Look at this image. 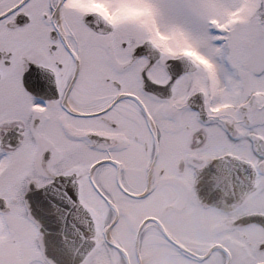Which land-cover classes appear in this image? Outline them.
Listing matches in <instances>:
<instances>
[{
  "label": "snow or ice",
  "instance_id": "1",
  "mask_svg": "<svg viewBox=\"0 0 264 264\" xmlns=\"http://www.w3.org/2000/svg\"><path fill=\"white\" fill-rule=\"evenodd\" d=\"M126 3L150 18H117ZM194 126L182 150L207 151L223 133L225 161L240 165L232 179L264 196V0H0V264H39L11 254L13 218L70 264V247L101 227L91 198L119 211L102 174L130 196L129 155L155 162ZM241 222L264 227V216ZM224 258L264 264V242Z\"/></svg>",
  "mask_w": 264,
  "mask_h": 264
},
{
  "label": "flooded vegetation",
  "instance_id": "2",
  "mask_svg": "<svg viewBox=\"0 0 264 264\" xmlns=\"http://www.w3.org/2000/svg\"><path fill=\"white\" fill-rule=\"evenodd\" d=\"M195 131L194 126L172 138L155 162L140 152L131 153L124 177L130 196L115 191L111 172L102 174L101 182L119 201L114 204L119 211L109 217L103 202L91 198L89 210L101 227L90 236L92 245L78 264H121L122 260L124 264H226V251L238 255L249 245L264 242V227L241 222L256 214L264 216V196L240 188L232 179L240 165L225 161L223 133L207 151L193 145L184 152ZM212 161L217 162L204 181L201 172ZM115 180L120 182V177ZM10 223L20 244L11 254H30L39 264H49L38 226L19 218Z\"/></svg>",
  "mask_w": 264,
  "mask_h": 264
},
{
  "label": "rangeland",
  "instance_id": "3",
  "mask_svg": "<svg viewBox=\"0 0 264 264\" xmlns=\"http://www.w3.org/2000/svg\"><path fill=\"white\" fill-rule=\"evenodd\" d=\"M142 16L146 18H150V12L148 8L143 6H135L129 3L122 5L119 8L117 14V18H139Z\"/></svg>",
  "mask_w": 264,
  "mask_h": 264
},
{
  "label": "water",
  "instance_id": "4",
  "mask_svg": "<svg viewBox=\"0 0 264 264\" xmlns=\"http://www.w3.org/2000/svg\"><path fill=\"white\" fill-rule=\"evenodd\" d=\"M80 223L85 227L87 228L88 227V224L86 222V220L84 219H80ZM91 242L89 243V245H85V248L83 250H81L79 247H70V251L72 253V256H71V259H70V264H78L80 263L81 261L76 259L77 256H83L87 253L89 247L91 246ZM42 245H43V252H44V256H45V243H44V240L42 238ZM46 260L48 261L49 264H56L55 261H53L52 259L46 257Z\"/></svg>",
  "mask_w": 264,
  "mask_h": 264
}]
</instances>
